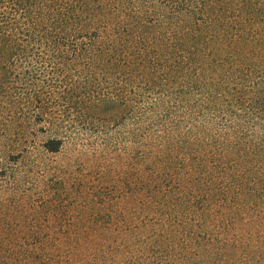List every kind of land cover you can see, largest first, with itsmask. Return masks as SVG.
<instances>
[{
    "label": "trees",
    "instance_id": "obj_1",
    "mask_svg": "<svg viewBox=\"0 0 264 264\" xmlns=\"http://www.w3.org/2000/svg\"><path fill=\"white\" fill-rule=\"evenodd\" d=\"M163 30H172L167 39L161 35ZM35 54L37 59L46 55L43 58L56 64L52 68L61 69L63 78L57 83L69 106L74 103L80 113L100 123L123 121L131 112L138 143L149 142L147 147L163 143L158 147L168 152L146 155L138 149L136 153L133 204L139 197L137 209L149 208L153 217L141 215L134 226L132 219L114 222L111 218L108 223L103 209L112 206L114 196L100 187L93 201L98 218L86 221L89 228L100 232L0 233V264H264V139L258 143L243 140L241 128H246L245 123L251 133L250 119L229 109L232 126L228 131L233 132L215 147L227 143L231 151L219 154L223 157L215 164L219 173L211 174L213 169L200 156L206 148V142L200 143L201 131L179 134L189 115L187 91L193 82L182 85L174 81L180 74L192 76L191 72L217 76L210 92L202 86L205 97L201 99L209 111L223 109V80L264 65V0H0V93L11 94L19 87L23 68L15 62L33 60ZM33 68L27 70L33 72ZM72 69L85 73L86 78L70 80L65 73ZM113 79L133 93L136 102L132 110L127 92L116 98L103 96L100 106L95 104L94 87ZM148 94L153 99L147 102L152 110L168 102L166 107L171 103L179 108L176 120H171L172 111L167 112V119L163 113L162 121L149 116L152 110L142 104ZM250 94L249 102L262 113L261 119L264 86ZM21 100L19 96L5 101L16 105ZM51 103L50 97L39 94L34 107L54 122ZM190 113L199 119L204 110ZM62 118L56 119L58 125L65 121L64 112ZM207 121L201 126L208 129L210 143H214L218 141L212 139L215 127L207 128ZM62 145L61 138L51 136L43 147L57 153ZM197 178L206 184L196 186ZM254 179L256 188L247 190L246 185ZM62 189L68 192L70 188ZM172 201L176 202L170 204ZM228 202L233 206L228 207ZM0 203L6 206L5 201ZM244 209L253 212L248 220L253 224L237 230L232 221L241 219ZM213 215L223 230L232 223L226 240L220 237L221 232L208 229ZM10 224L0 219V227ZM169 227L182 229L185 235Z\"/></svg>",
    "mask_w": 264,
    "mask_h": 264
},
{
    "label": "rangeland",
    "instance_id": "obj_2",
    "mask_svg": "<svg viewBox=\"0 0 264 264\" xmlns=\"http://www.w3.org/2000/svg\"><path fill=\"white\" fill-rule=\"evenodd\" d=\"M145 8L150 10L148 5ZM171 31L163 30L161 35L167 39L172 33ZM45 56L42 55L40 59H37L39 56L35 54L33 60L25 58L15 62L19 68H23L20 70L21 76L18 78L19 87L11 90V94L0 93V201L6 202L5 207H2L0 203V219L6 220L7 223H13L9 226H1L0 233L28 234L32 232L52 235L98 233L100 231L93 227L89 228L88 226L91 225H86V221H91L93 216L98 218L93 212L95 209L93 201L97 197L96 189L100 187L109 189L107 190L108 195L114 196L112 206L106 205L103 209L104 218L108 223L111 218L114 222L132 219V226H134V221H138L141 215L153 217L154 212L150 211L149 208L137 209L139 197L138 199L136 197L133 204L131 192L136 182L138 170V165L135 163L137 161L136 153L138 149H140L139 152H146V155L151 152L162 154L165 150L158 147L160 143H156L158 145L153 147L145 146L149 142L140 141L142 144L138 143V137L133 134L136 125L133 124L134 114L131 112L126 113V118L123 121L115 119L113 122L100 123L80 113V108L76 109L74 103L73 106H69L71 103H67L65 93L57 83L59 77L63 78L62 74L59 73L61 69L52 68L51 66L56 67L55 62H49L43 58ZM29 66H34L33 70H35L29 72L27 70ZM82 74L77 69L67 70L65 73L70 80L75 82L86 78ZM191 75L180 74L174 78V81L182 85L193 82V88L189 86L187 91L191 103V107L186 110L189 115L185 117L179 134L182 136L188 130L201 131L200 143L205 145L204 142H206V148L200 156L206 160L207 166L213 169L210 170L211 174L216 175L219 170L215 164H219L223 158L219 154L231 151L227 143L224 147H215L218 142H225V137L233 132V130L228 131L232 126L228 119L229 109H236L240 117L246 119L247 116L250 119L252 134L247 128L248 125L244 123L246 128H241L243 140L254 142L255 139V142L258 143L264 139L262 130L264 117L260 119L262 113L249 102L250 92L259 90L264 86V65L246 68L245 74L235 75L236 78L224 79L225 92L220 102L223 109L213 111L208 110L205 100L203 101L201 98L205 97L203 87L205 90L207 89V92H210V86L218 82V77H213L209 72L205 74L196 72V75L191 72ZM36 88L39 89L35 91ZM94 88H96L94 92L98 97L95 104L98 102L99 106L103 96L116 98L125 92L130 94V91L123 89L116 79L103 80ZM234 89H239V92L232 93ZM127 93L126 95H128ZM39 94L42 98L50 97L56 119L63 120L62 114L64 112L65 121L63 123L58 125L60 121L56 119L52 122L50 116H43L40 109L34 107ZM19 96L23 97L21 104L11 105L9 101H5L17 100ZM130 97L132 100H129V108L132 110V105L136 101L134 100L133 103V93L130 94ZM147 97L144 102L142 101V104L149 111L153 108L147 102L152 98H149V94ZM168 103L161 105V109H154L147 114L156 121L159 119L162 121V114L164 113L165 119H167V112L172 111L174 115L171 120H176L174 116L179 112V108H175L171 103L166 107ZM175 109L177 110L175 111ZM202 110L204 113H200ZM190 112L200 113L202 116L199 119V115L191 117ZM204 119L208 120L207 128L215 127L212 132H215L216 137L212 139L218 141L210 143L211 137L207 134L208 129L205 131L201 126ZM141 124H144L143 121ZM154 132H156V128L151 132V135ZM176 133L178 134V131ZM51 136L63 140L62 148L57 153L48 152L43 147V144ZM206 176L208 177L207 173ZM218 181L219 179L216 183ZM205 182L206 180L197 178L194 184L203 186L206 184ZM63 186H67L71 190L64 192ZM246 188L253 191L256 188L255 179L249 182ZM175 194V199H177V193ZM170 198H167L166 203L169 202ZM175 202L172 201L170 204ZM233 204V202H228L227 206L232 207ZM177 212L176 209L174 214ZM252 213L244 209L241 219L237 218L232 221L233 227L237 230L251 227L253 222H248V220H250ZM211 217H209L208 229L212 233L221 232L220 237L226 240L225 237L230 236L228 231H230V224L232 223H229L223 230L217 216L215 219ZM256 219L259 218L253 220L258 223ZM21 223L29 226H24ZM171 228L169 227L170 231L177 230L180 232V236L185 235L184 230ZM103 229L108 230L104 227ZM185 229L189 233L188 227ZM262 234L264 233L262 232Z\"/></svg>",
    "mask_w": 264,
    "mask_h": 264
}]
</instances>
